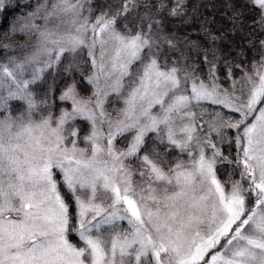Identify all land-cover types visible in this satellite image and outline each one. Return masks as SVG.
I'll list each match as a JSON object with an SVG mask.
<instances>
[{
    "label": "snow or ice",
    "instance_id": "snow-or-ice-1",
    "mask_svg": "<svg viewBox=\"0 0 264 264\" xmlns=\"http://www.w3.org/2000/svg\"><path fill=\"white\" fill-rule=\"evenodd\" d=\"M0 264H264V0H0Z\"/></svg>",
    "mask_w": 264,
    "mask_h": 264
}]
</instances>
